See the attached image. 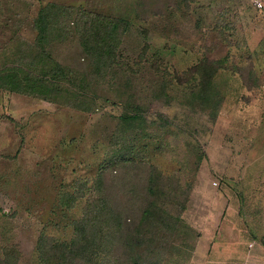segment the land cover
I'll return each mask as SVG.
<instances>
[{
  "label": "rangeland",
  "instance_id": "1",
  "mask_svg": "<svg viewBox=\"0 0 264 264\" xmlns=\"http://www.w3.org/2000/svg\"><path fill=\"white\" fill-rule=\"evenodd\" d=\"M226 1L148 0L147 6L160 13L150 8L143 17L132 10L133 0H0V65L12 58L7 49L17 35L35 42V19L49 2L127 15L132 22L142 18L126 34L114 72L97 79L94 112L0 87V252L15 245L22 255L20 264H25L36 258L42 228L59 235L57 228L71 218L67 204L72 184L96 175L104 160L108 127L125 106L137 103L148 119L162 115L171 122L169 133L144 138L141 147L149 146L142 151L150 160L174 171L189 144L206 155L196 171L197 157L186 166L194 182L187 208L207 201L204 189H224L227 193L216 196V202L240 204L241 218L264 223V20L261 8L253 10L247 0ZM147 43L149 50L136 72L124 74L122 69L139 60ZM46 48L75 67L89 66L77 37ZM204 56L226 66L218 75L226 99L217 116L184 105L175 96L150 94L151 67L161 63L162 69L182 73ZM242 67L243 74L238 71ZM126 100L131 101L124 104ZM164 140L177 143L164 150L159 143ZM78 206L79 201L73 207ZM63 207L68 215L62 214ZM65 227L61 235L71 228ZM189 242L175 255L188 256ZM178 259L173 264H187V259L177 263Z\"/></svg>",
  "mask_w": 264,
  "mask_h": 264
},
{
  "label": "trees",
  "instance_id": "2",
  "mask_svg": "<svg viewBox=\"0 0 264 264\" xmlns=\"http://www.w3.org/2000/svg\"><path fill=\"white\" fill-rule=\"evenodd\" d=\"M133 2L130 7L137 16L144 17L150 8L156 11L154 6H147L148 0ZM141 21L142 18L132 22L127 15L49 2L35 19V42L17 35L7 49L12 58L0 65V87L94 112L97 79L114 72L126 34ZM75 37L90 61L84 69L60 60L46 48L49 43ZM149 46L144 45L137 62L122 69L124 74L136 72L135 67L145 59ZM160 64L151 67L152 96H175L184 105L213 117L222 111L226 99L218 82L219 72L226 69L222 62L204 56L182 73L168 67L162 69ZM241 69L244 67L238 68L243 74ZM170 123L162 115L159 120L148 119L139 103L125 106L107 129L110 133L104 143V160L96 175L72 184V198L67 204L72 209L71 218L63 224L71 228L64 235L63 225L57 228L59 235L48 231V227L42 228L36 242V258L25 264H173L175 258H180L181 254L175 253L181 251L182 243L191 240V228L183 215L194 182L188 178L186 166H192V156L195 162L197 157L196 171L206 155L201 150L193 151L189 144L178 159L180 168L174 171H165L150 160L142 151L149 146L141 147L144 138L161 137L165 130L169 133ZM159 143L166 150L177 142ZM77 201L79 206L74 208ZM68 208H61L62 214L68 215ZM21 256L15 245L5 246L0 252V264H20Z\"/></svg>",
  "mask_w": 264,
  "mask_h": 264
},
{
  "label": "crops",
  "instance_id": "3",
  "mask_svg": "<svg viewBox=\"0 0 264 264\" xmlns=\"http://www.w3.org/2000/svg\"><path fill=\"white\" fill-rule=\"evenodd\" d=\"M247 4L253 10L258 8L252 0ZM260 10L264 20V7ZM201 193L207 201L189 205L184 213L191 228L192 247L190 254L180 256L177 263L187 259V264H264V223L241 218L240 204L216 202V196L227 193L224 189L209 187Z\"/></svg>",
  "mask_w": 264,
  "mask_h": 264
},
{
  "label": "built area",
  "instance_id": "4",
  "mask_svg": "<svg viewBox=\"0 0 264 264\" xmlns=\"http://www.w3.org/2000/svg\"><path fill=\"white\" fill-rule=\"evenodd\" d=\"M252 2L258 8L264 7V0H252Z\"/></svg>",
  "mask_w": 264,
  "mask_h": 264
}]
</instances>
